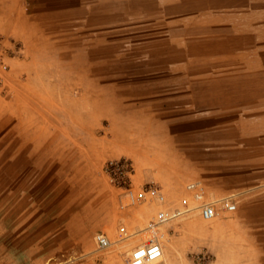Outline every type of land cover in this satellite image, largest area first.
Listing matches in <instances>:
<instances>
[{
  "label": "rangeland",
  "instance_id": "374dc122",
  "mask_svg": "<svg viewBox=\"0 0 264 264\" xmlns=\"http://www.w3.org/2000/svg\"><path fill=\"white\" fill-rule=\"evenodd\" d=\"M5 1L7 3L1 5L8 12L13 0ZM25 8L23 2L17 11H25ZM157 28V24L138 22L118 27L112 32L109 29L94 31L93 28L83 29L59 21L54 24V33L47 35L48 40L43 35L30 43L0 33V108L2 103L6 106L5 115L0 114V220L5 217L3 227L6 231L2 235L5 242L0 241V264L32 262L23 263V260L16 259L12 249L15 213L27 204L19 192L15 194V190L28 187L14 185L13 179L32 177L30 132L35 130L33 125L37 113L39 116L40 113L45 114L47 93L53 94L52 109L59 110L51 116L53 129L59 133L55 142L60 145L53 159L49 160L54 162L55 168L78 162L81 153L87 160H92L96 147L90 142L94 135L98 139L113 136L111 115L105 116L108 107L117 109L128 104L156 103L159 97L165 95L173 98L180 94L183 99L189 98L191 90L185 86L181 90L171 89L170 86L173 82H188V75L180 77L169 73L165 59L159 58L156 50L152 51L157 46ZM245 75V82L240 84L241 90L235 86L226 89L225 93L245 97L246 105L225 114V123L221 120L207 122L208 116L205 115L197 120V171L191 169V174L195 172L196 175L181 186L161 187L168 204L179 207L187 194L186 185L202 180L209 200L219 204L224 198L229 199L237 209L234 212L224 211L208 222L200 217L197 209H192L186 217L164 225L161 228L164 256L156 264H264V73L260 76ZM200 77L199 81L204 80ZM73 82H85L86 92H90L92 89L88 88L95 87V83H101L102 89L118 95L113 101L92 93L86 95L85 103L90 106V111L83 113L78 102H67L65 108L70 110V125L76 127L78 122L86 120L88 134L87 143L80 148L78 137H71L69 147L63 149V153L61 130L66 123L60 111L61 95L64 93L62 87L64 83ZM112 83L117 84L116 88L107 89L108 86H104ZM70 92L77 95L83 90ZM18 108L21 116L16 115ZM99 117H102L100 128H96L93 134L91 127ZM44 120L45 117L38 118L41 123ZM183 124L188 125L189 121ZM224 129L225 137H222ZM206 132H213V137H207ZM189 141V137L181 138L183 143ZM179 148L183 160L185 152H190L192 157L195 154L193 144H183ZM118 160L106 161L101 170L92 171L90 176L101 195V203L92 199L83 201V198L67 201L65 186L62 192L57 190L61 187L59 184L67 183L65 176L63 182V176L54 179V191L48 202L40 203L41 199H38L36 208L42 211L45 209L40 207H47L56 239L52 258L43 264H126L130 251L151 237L148 225L156 216L158 207L150 204L126 206L124 191L112 185L105 170L110 161ZM134 170L133 167L131 181L134 189L138 190L142 186L136 183ZM100 204L102 225L96 230L95 210ZM73 215H76L75 224L70 230L77 233L68 232L65 225L61 226ZM82 217L87 224L86 233H81L85 230L81 227ZM122 227L126 233L121 232ZM98 234L106 235L111 245L99 248L95 241Z\"/></svg>",
  "mask_w": 264,
  "mask_h": 264
},
{
  "label": "crops",
  "instance_id": "0c3cea01",
  "mask_svg": "<svg viewBox=\"0 0 264 264\" xmlns=\"http://www.w3.org/2000/svg\"><path fill=\"white\" fill-rule=\"evenodd\" d=\"M23 2L25 11H17ZM5 3V0H0V33L26 43L41 39L43 35L48 40L47 35L54 33V24L59 21L83 29H109L110 32L138 22L157 24V46L152 51L156 50L158 57L165 59L169 73L180 77L188 75L190 79L185 83L173 82L171 89L181 90L185 86L191 90L189 98L183 99L180 94L173 98L165 95L159 97L156 103L128 104L117 109L108 107L105 116L111 115L113 136L98 139L94 135L90 142L96 147L92 160H87L81 153L78 162L67 163L66 167L64 164L57 165L56 168L53 167L54 162L49 160L53 159L60 146L55 142L59 133L54 131L52 121V113L59 110L52 109L53 94H46L45 114L39 112V116L37 113L33 125L35 130L30 132L32 177L13 179L14 185H28L27 188L15 190V194L19 192L27 202L15 213L13 228L12 249L16 259L23 260V263L32 260L30 264H43L52 258L56 240L53 221L47 214V207H40L45 210L38 211L36 206L38 199H41L40 203L48 202L54 191V179L63 176V182L64 176L67 178L65 185L62 183L58 185L61 187H57L58 192H62L65 186L67 201L83 198V201L92 199L101 203V195L90 178L92 171L101 170L106 161L126 158L133 163V176L139 186H181L196 175L199 116H208L207 122L221 120L225 123V114L247 104L245 97L226 94V89L237 86L241 90L240 84L245 82V74L260 76L264 73V0H13L8 12L2 6ZM199 75L204 80L199 81ZM93 86L88 88L92 89L90 92H86L85 82L63 84L60 110L66 123L61 130L63 153V149L69 147L71 137H78L80 148L87 143L88 134L86 120L78 122L76 127L70 125V110L65 108L67 102H78L79 110L83 113L90 111V106L85 103L86 95L90 93L109 101L116 100L118 94L105 88L103 90L101 83ZM104 86L111 89L112 86L116 88L117 84ZM74 89L83 92L75 95L70 92ZM5 113L6 106L2 103L0 114L4 116ZM16 115L21 116L20 108ZM41 116L45 117L44 123L38 121ZM100 118L93 122L95 125L90 132L100 128ZM187 120L189 124H183ZM221 133L225 137V129ZM205 135L213 137V132H206ZM183 136L189 137L190 141L181 142ZM182 143L194 145L193 157L190 152H185L186 156L182 159L179 148ZM191 169L195 171L193 175ZM95 211L97 230L102 225L101 204ZM75 216L61 225H65L68 232H75L70 230L75 224ZM82 218L81 227L84 229L87 224L85 217ZM3 221L0 220V241L5 242V238H2L6 234ZM86 232V228L81 231Z\"/></svg>",
  "mask_w": 264,
  "mask_h": 264
},
{
  "label": "built area",
  "instance_id": "2783aa9c",
  "mask_svg": "<svg viewBox=\"0 0 264 264\" xmlns=\"http://www.w3.org/2000/svg\"><path fill=\"white\" fill-rule=\"evenodd\" d=\"M105 170L112 185L124 191L126 206L150 204L158 207L156 216L148 225L151 237L130 251L126 264H156L161 261L164 256L161 228L172 220L186 217L192 209H197L200 217L207 222L218 218L224 211L234 212L237 209L236 204L229 199L224 198L219 204L209 200L202 180L188 183L185 187L187 194L182 198L180 206L173 207L168 204L162 188L155 184H146L138 190L134 189L131 181L133 166L127 159L110 161ZM121 232L126 233V230L122 227ZM95 241L101 249L111 245L104 234L96 235Z\"/></svg>",
  "mask_w": 264,
  "mask_h": 264
}]
</instances>
